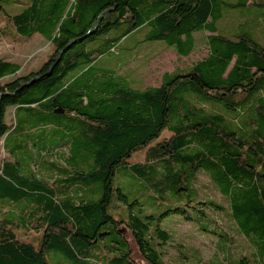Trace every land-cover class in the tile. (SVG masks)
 <instances>
[{
	"label": "trees",
	"instance_id": "16d2710c",
	"mask_svg": "<svg viewBox=\"0 0 264 264\" xmlns=\"http://www.w3.org/2000/svg\"><path fill=\"white\" fill-rule=\"evenodd\" d=\"M224 8L264 10V0H30L10 17L14 41L39 34L52 48L23 75L0 59V138L6 148L17 137L0 163V264H49L46 252L60 264H168L159 247L169 234L158 223L196 205L199 169L228 202L203 203L222 210L253 248L235 264H264V25L256 37L221 34ZM140 28L144 40L180 56L195 49V31L208 32V53L157 86L132 88L95 63ZM8 107L19 112L11 128ZM139 149L142 160L125 173L165 205L159 214L113 183Z\"/></svg>",
	"mask_w": 264,
	"mask_h": 264
},
{
	"label": "rangeland",
	"instance_id": "374dc122",
	"mask_svg": "<svg viewBox=\"0 0 264 264\" xmlns=\"http://www.w3.org/2000/svg\"><path fill=\"white\" fill-rule=\"evenodd\" d=\"M16 1L14 4L12 0H0V59L17 62L21 66L19 74L23 75L37 70L51 52L52 47L39 34H35L25 41L13 40L11 33L14 29L10 17L19 13L30 0ZM263 12L264 10L256 8L235 10L224 8L221 19L217 21L218 31L221 34L231 35L240 30L250 29L256 37L257 33L261 34L260 31L264 25ZM144 33L145 29L140 28L128 34L117 44L114 50L101 55L95 66L113 70L116 74L125 77L132 88L144 89L160 84L164 73L188 68L198 60L203 59L208 53V47L205 44L208 32L202 30L194 32L196 47L188 56L176 54L162 40H144ZM257 37L259 38L258 35ZM11 79H13L12 76L6 77L3 82H8ZM18 117L19 112L8 107L4 114V122L11 128ZM15 138H17L15 132L11 133L6 141V148L4 146L5 137L0 138V163L4 158H8V150L14 144ZM58 151L63 152L66 149L62 147ZM20 152L21 150L18 149L17 153L20 154ZM143 153L144 149L133 151L126 158L127 163L119 165L113 183L114 186L120 185L130 200L142 195L141 204L143 206L139 209L150 210V213L158 212L159 214L165 209V205L155 204V199L147 197L142 186L125 173L126 166L141 161ZM53 160L63 165L59 157H53ZM32 166L33 170L37 169L35 165ZM42 175L46 178L49 177L45 171ZM197 177L195 183L198 190V196L195 199L196 205L193 208L184 207L187 209V212L184 213L181 212L184 209L179 210V213H168L158 223L159 227L169 234L166 243L159 247L162 253L161 258L168 264H235L244 255L252 253L253 248L248 239L237 231L236 225L222 210L214 209L203 203L213 200L227 206L228 202L204 171L199 169ZM136 206L133 207L134 211L138 209ZM202 225L207 229L204 230ZM211 231H221L229 235L233 238V244L229 245L224 239L220 241V237ZM45 257L49 264L63 262V258L59 254L46 252Z\"/></svg>",
	"mask_w": 264,
	"mask_h": 264
},
{
	"label": "water",
	"instance_id": "95a60500",
	"mask_svg": "<svg viewBox=\"0 0 264 264\" xmlns=\"http://www.w3.org/2000/svg\"><path fill=\"white\" fill-rule=\"evenodd\" d=\"M104 14V13H103ZM103 14L102 15H100V17L98 18V20L96 21V23H95V25L85 34V35H89V34H92L93 32H94V30H95V28L97 27V25L99 24V22L101 21V19H102V16H103ZM74 41H70L60 52H59V55H58V57H57V59H56V61L54 62V64H57L59 61H60V59H61V56H62V54H63V52H64V50H66V49H68L69 48V46L73 43ZM50 71H51V69H50ZM34 81V79H32L30 82H33ZM29 83H25L24 84V86H27Z\"/></svg>",
	"mask_w": 264,
	"mask_h": 264
},
{
	"label": "crops",
	"instance_id": "0c3cea01",
	"mask_svg": "<svg viewBox=\"0 0 264 264\" xmlns=\"http://www.w3.org/2000/svg\"><path fill=\"white\" fill-rule=\"evenodd\" d=\"M46 59V58H45ZM12 61V60H11ZM17 63V62H16ZM20 69H21V66H20ZM20 69H19V71H20ZM18 74H19V72H18Z\"/></svg>",
	"mask_w": 264,
	"mask_h": 264
}]
</instances>
